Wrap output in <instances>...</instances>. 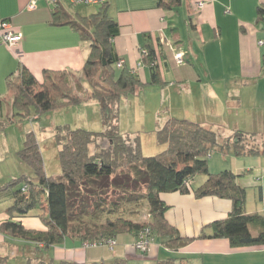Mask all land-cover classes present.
<instances>
[{
	"label": "crops",
	"instance_id": "0c3cea01",
	"mask_svg": "<svg viewBox=\"0 0 264 264\" xmlns=\"http://www.w3.org/2000/svg\"><path fill=\"white\" fill-rule=\"evenodd\" d=\"M160 1L108 0L110 15L119 24L113 45L124 67L136 68L147 42L157 38L161 45L163 84L145 87L127 97L129 108L144 106L145 113L147 104L161 107L168 99L164 123L173 117L189 119L223 132L257 133L264 141V20H260L258 13L264 0H181L172 9L161 6ZM200 1L204 2L202 8L196 6ZM30 2L0 0V18L23 34L21 56L0 44V100L8 98L7 80L20 72L22 66L40 80L45 69L81 74L90 52L89 42L83 41L77 31L56 22L53 6L40 0L31 9ZM169 44L174 46V51ZM199 50L212 66L211 72L207 70L205 75L191 63L201 57ZM175 51L184 52V65L176 63ZM224 65L235 68L222 72ZM137 72L143 82L150 81L148 66ZM214 82L220 87H214ZM12 101L9 99L10 105ZM95 103L90 100L72 109L86 124L90 118L88 110L99 107ZM121 121V131L129 132L123 118ZM230 156L224 165L211 160L209 170L212 173L232 170L241 175L239 181L247 188L246 212L262 217L250 226L253 235H258L264 226V154L240 157L232 153ZM205 180V175L200 178L198 175L191 179V185L197 188ZM160 196L169 206L165 213L167 221L182 237L194 240L173 249L164 244L166 238L160 237L161 241L152 244L149 252L142 253L134 247L131 233L118 235L113 249L106 244L86 246V241L78 237H68L63 244L47 248L42 243L7 236L2 233L1 224L8 220L20 221L29 229L41 231L48 226L39 217V210L36 218L31 216L35 209L24 217L12 218L7 213L14 202L12 190H0V264H160L167 261L171 264H264V244L233 247L228 238H200L203 231L213 232L207 227L209 224L230 216L231 199L197 198L194 192H164Z\"/></svg>",
	"mask_w": 264,
	"mask_h": 264
},
{
	"label": "trees",
	"instance_id": "16d2710c",
	"mask_svg": "<svg viewBox=\"0 0 264 264\" xmlns=\"http://www.w3.org/2000/svg\"><path fill=\"white\" fill-rule=\"evenodd\" d=\"M180 2L161 0L160 5L172 9ZM99 7L97 13L81 18L54 7L56 22L69 25L83 41L89 42L90 52L81 74L45 69L40 80L22 66L20 72L7 80L8 91L13 92L12 105L17 110L12 118L16 114L30 117L34 108L35 119H39L45 113L95 100L104 130L57 127L55 137L62 168L59 177L47 174L36 134H26L18 156L32 167L34 178L24 175L22 184L16 185L20 180L14 179L0 190H12L14 202L7 209L12 218L24 217L38 208L39 217L48 228L29 229L20 221L8 220L1 224L2 233L48 248L63 244L68 237L100 243L123 233H131L135 238L149 229L154 237L166 238V247L178 249L194 238L182 237L167 221L165 213L169 206L160 195L194 192L197 198L218 196L233 202L230 216L209 224L207 227L213 232L203 231L200 238H228L233 247L263 245L264 226L258 235H253L250 229L262 217L246 212L247 188L239 181L241 175L232 170L212 173L208 160L214 150L233 152L240 157L264 154V141L257 133L223 132L211 125L173 117L157 131L158 141L165 149L155 156H145L139 139H132L120 129L121 101L145 87L163 84L161 45L157 38L149 39L142 49L141 61L151 71L150 81L143 82L134 69L119 68L121 59L113 45L119 24L110 15L108 2ZM258 13L263 21L264 6L259 7ZM6 105V99L0 100V114ZM201 174L206 180L193 188L191 179ZM139 199H146L149 204L146 222L110 216L121 204ZM100 218L104 221L98 223Z\"/></svg>",
	"mask_w": 264,
	"mask_h": 264
},
{
	"label": "rangeland",
	"instance_id": "374dc122",
	"mask_svg": "<svg viewBox=\"0 0 264 264\" xmlns=\"http://www.w3.org/2000/svg\"><path fill=\"white\" fill-rule=\"evenodd\" d=\"M63 3L65 6L64 9H66L76 18L90 16L93 13H97L101 9L99 5L85 6L74 9L67 3V1ZM198 53L201 57L199 59L196 58V60L193 59L191 63L194 64L197 69L201 68L205 75L207 70L211 72L212 66L209 62L204 60L201 50H199ZM224 67L225 68L222 70V72L227 71V69L229 71L230 69L235 68L230 65H224ZM213 85L216 88L220 87L215 82ZM151 88L153 87L151 86ZM130 96L132 97L134 95ZM12 97L13 92H9L8 98L6 100L9 101V99ZM126 98L127 97L123 98L121 101L120 126L122 122L121 120L123 118L124 124L130 129L129 132L125 134H128L132 139H139L142 152L145 156H155L159 154L163 149H165L166 146L159 143L157 131L159 126H161L166 120L169 100H164L161 107L154 103L147 104L145 106L146 112L143 113L142 111L144 110V106L143 108L137 106L133 109H130V103L127 104V101L125 100ZM95 104H97V102ZM125 105L128 106L127 109L125 108ZM72 108H77V106L73 107L72 105L63 108L60 111L45 113L44 115H41V118L35 119L36 110L34 108H31L30 117L16 114V116L12 118V114L17 112V110L14 111L13 105H10L9 102L8 105L4 106L2 114H0V187L6 186L14 179L20 180L16 185L22 184L23 181L21 178L24 175L29 176L30 179L34 178V171L32 167L21 160L16 154L18 150L24 147L26 134L28 132H34L37 136L47 174L50 176L59 177L62 175V168L58 158V145L56 143L55 137L57 127L61 125H70L72 128L79 127L94 132H101L104 130L101 112L98 109L99 107L88 110L90 118L86 124L83 121L81 122L82 119H79V115H77V112L73 111ZM122 133L124 132L122 131ZM232 153L233 152L226 153L218 150L212 151L209 156L208 166L211 160H214L217 163L219 161V164L221 163L224 165V163H227V161H225L226 157L229 159ZM234 155L237 156L236 154ZM200 176L202 177L203 174L199 175V178ZM143 192H145V189H143ZM38 210L39 209L36 208L31 212V216H33V218H36V213H38ZM115 210L116 211L110 215L113 218L123 216L134 221L146 222L148 220L149 204L146 199H139L132 204L129 202L121 204L120 208ZM102 221H104V218H100L97 222L99 223ZM89 223L92 222L90 221ZM159 241H161L160 237L156 236L154 237L152 244L159 243Z\"/></svg>",
	"mask_w": 264,
	"mask_h": 264
},
{
	"label": "built area",
	"instance_id": "2783aa9c",
	"mask_svg": "<svg viewBox=\"0 0 264 264\" xmlns=\"http://www.w3.org/2000/svg\"><path fill=\"white\" fill-rule=\"evenodd\" d=\"M38 1L40 0H31L30 8L34 9L37 7ZM51 6L65 8L64 3H67L72 8H78L81 6H98L103 5L108 2V0H46ZM198 8L204 6V2L200 1L196 3ZM164 41V38L162 39ZM23 41V34L17 32L12 28V24L9 21L0 18V44H5L8 48L16 55L21 56L22 51L20 49L21 42ZM262 43V42H261ZM169 48L174 51L175 48L173 45L169 44ZM174 58L178 65L185 64V54L182 51H175ZM117 66L119 68L124 66V61L119 60ZM144 67L143 61H140L139 64L134 68L135 71H138ZM154 241V236L151 234L149 229L141 232L137 237L134 238V247L142 253H147L151 250L152 242ZM108 245L111 249L117 244L116 238H109L106 241L98 242H85L86 246H98V245Z\"/></svg>",
	"mask_w": 264,
	"mask_h": 264
}]
</instances>
